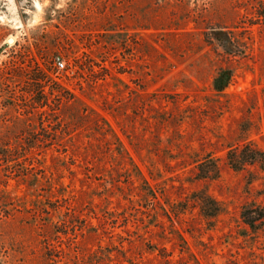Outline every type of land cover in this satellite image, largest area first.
Listing matches in <instances>:
<instances>
[{
    "label": "rangeland",
    "instance_id": "rangeland-1",
    "mask_svg": "<svg viewBox=\"0 0 264 264\" xmlns=\"http://www.w3.org/2000/svg\"><path fill=\"white\" fill-rule=\"evenodd\" d=\"M248 141L264 0H0V264H264V171L225 160Z\"/></svg>",
    "mask_w": 264,
    "mask_h": 264
},
{
    "label": "trees",
    "instance_id": "trees-1",
    "mask_svg": "<svg viewBox=\"0 0 264 264\" xmlns=\"http://www.w3.org/2000/svg\"><path fill=\"white\" fill-rule=\"evenodd\" d=\"M233 76L234 74L230 70L219 71L213 81V88L215 92L219 95H225V90L233 80ZM34 79L40 81V87H44L48 82H52L49 75L44 71L36 75ZM54 90V88L51 89V91ZM45 96L43 98H45ZM41 100H44V103L43 101H39L38 103L41 104V106H44V104H46V100ZM225 160L235 171H242L249 166H257L260 168V170L264 171V150L258 147L252 141L229 147L225 154ZM215 161L216 160L213 159L209 161L210 171L214 172V175L217 176L219 173V167ZM204 165H206V162H201L198 164V168L201 170V173L198 177L199 179L210 177L209 173L204 169ZM151 195L156 199L153 191H151ZM202 214L204 216H214L215 213H206L203 211ZM241 215L246 225H248L251 229H256L257 222L260 220L264 221V205L257 204L254 201L251 203H246L242 206Z\"/></svg>",
    "mask_w": 264,
    "mask_h": 264
},
{
    "label": "built area",
    "instance_id": "built-area-1",
    "mask_svg": "<svg viewBox=\"0 0 264 264\" xmlns=\"http://www.w3.org/2000/svg\"><path fill=\"white\" fill-rule=\"evenodd\" d=\"M55 63H56L58 68H63L64 67V63H63V61H62V59L60 57H56Z\"/></svg>",
    "mask_w": 264,
    "mask_h": 264
},
{
    "label": "water",
    "instance_id": "water-1",
    "mask_svg": "<svg viewBox=\"0 0 264 264\" xmlns=\"http://www.w3.org/2000/svg\"><path fill=\"white\" fill-rule=\"evenodd\" d=\"M8 41H9V43H11V42H12V37H10V38L8 39Z\"/></svg>",
    "mask_w": 264,
    "mask_h": 264
}]
</instances>
